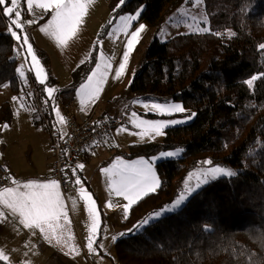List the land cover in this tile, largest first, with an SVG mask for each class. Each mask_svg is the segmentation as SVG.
I'll use <instances>...</instances> for the list:
<instances>
[{
	"label": "trees",
	"instance_id": "16d2710c",
	"mask_svg": "<svg viewBox=\"0 0 264 264\" xmlns=\"http://www.w3.org/2000/svg\"><path fill=\"white\" fill-rule=\"evenodd\" d=\"M118 2H109L110 20L140 7L137 23L158 27L180 0H126L114 13ZM203 7L211 32L175 35L164 42L151 39L131 80L129 91L137 98L180 102L187 110L182 116L196 115L166 128L161 142L131 144L118 152L134 159L184 149L179 159L157 168L161 187L133 207L121 231L172 203L194 161L219 162L238 175L209 183L177 212L117 239L120 264H264V49L259 48L264 43V0H205ZM7 21L0 14V85L11 82L8 88L16 96L18 56L16 42L6 34ZM108 26L102 27L101 38ZM229 32L236 35L229 37ZM35 50L48 70V56ZM94 53L60 90L63 102L72 100L92 69ZM252 75L261 78L250 90L244 81ZM11 120L10 103L2 101L0 125ZM88 157L84 152L80 164Z\"/></svg>",
	"mask_w": 264,
	"mask_h": 264
},
{
	"label": "snow or ice",
	"instance_id": "6c2138e0",
	"mask_svg": "<svg viewBox=\"0 0 264 264\" xmlns=\"http://www.w3.org/2000/svg\"><path fill=\"white\" fill-rule=\"evenodd\" d=\"M185 2H190L192 8H197L204 4L205 0H185ZM26 3L29 14L35 16L33 11V6H35V8L42 11V15L37 16L35 19L24 21L22 20V12L18 10L21 7L22 0H0V14L8 19L6 34H10L16 42V48L14 50L17 56L22 55L24 57V63L15 68V73L18 74L19 81L27 85L28 78L25 74V64L30 63L28 71H34L35 80L44 86L43 91L46 93L45 103L47 104L48 100L52 101V112L55 117L59 118L58 122L63 124L65 123V118L56 106V98L53 95L59 90L57 87L49 86L46 83L48 79L46 70L24 29L26 24H37L50 12V19L39 27V31L52 38L58 48H66L70 41L77 38L84 17L88 12V7L93 3V0H26ZM125 3L126 0H119L113 12L116 13ZM142 11L143 8L138 7L132 14H120L118 17H113L118 22L108 30L107 36L112 37L117 33H123L125 40L123 41L124 50L122 57L113 71L111 58L105 57L103 54L99 55L94 68L82 78V82L75 89V95L79 98L81 111H85L88 105L99 98V94L102 92L103 86L107 82L110 74L115 80H119L127 74V66L130 63L131 55L140 42L142 33L146 30V25L143 23H138L134 30H132L134 22L139 21ZM178 13L181 19L177 21V25L181 23L186 25L190 34H207L211 32L208 26L209 20L206 15L202 18L191 15L183 8L179 9ZM175 19V17L170 18V20ZM108 24L111 25L112 20H109ZM215 34L220 35L219 32ZM235 35V32L228 33L229 37ZM98 43H101L99 34L93 43V50H95L96 44ZM259 48L264 49V43H261ZM90 58L91 52L89 53V57L79 61L77 67L85 64L86 60ZM132 75L134 77L135 73ZM260 78L261 76L252 75L244 83L252 90L254 82ZM131 82L130 79L129 86H131ZM10 83L5 82L0 87L7 88ZM16 99H19V97H13V100ZM132 103L134 105H141L146 112L160 116H172L178 113L183 114L187 111L180 102H161L152 100L151 98H145L143 100H133ZM195 115L196 113H192L183 119L149 120L141 118L137 112L132 111L129 119L133 127L140 129L139 133L134 134L139 135L142 140L145 136L149 140H154L156 137L164 136L166 128L187 123ZM4 128L7 129L8 125L5 124ZM53 129L57 132L60 131L56 128L55 123H53ZM125 130V127L121 126L116 131L119 133ZM65 135L67 133H61L60 138L63 139ZM183 151L184 149L182 148L160 151L158 156H153L149 159L139 158L131 162L117 158L110 166L101 168L100 171L107 177V191L109 196V200L104 205V208H121L123 219L127 220L136 204L148 195L155 194L161 187V181L154 167L155 163L161 159L180 157ZM204 163L210 165L213 162L205 161ZM67 167L66 165L65 168L60 169L61 172H64L62 179L66 184L69 182L72 183L79 199L84 202L89 220L86 246L91 255L97 252V247H102V245L94 247L97 234L101 229L100 211L97 208V201L93 198V194L85 188L82 179L77 175L76 170L83 169L84 165L76 164L71 169V173L66 171ZM236 175H238L236 171L225 166H214L203 169L197 175V181L194 187H186L185 192H182L172 203L149 214L134 225L132 229L121 233L120 237L139 233L144 227L150 226L152 222L162 218L165 214L177 212L194 194L198 193L202 187L209 183L219 178H227L230 181ZM191 176L192 174L190 173L189 180ZM5 179H8V177H5ZM185 183L187 184V181ZM11 184L13 186H0V223L8 220L10 216L13 221L22 225L24 229L32 231L33 234L38 230L45 241L49 243L54 241L57 246L66 248L65 255L73 253L79 255V249L75 245L69 244L72 236L70 234L65 235L71 223L69 220V208L66 202L70 200L74 207L77 200L74 196L62 192L61 182L56 179L21 182L13 178L11 179ZM112 196L122 198L126 203L113 204L111 201ZM118 238L117 236H113V242L115 243ZM6 260H8V257L3 250H0V261Z\"/></svg>",
	"mask_w": 264,
	"mask_h": 264
},
{
	"label": "crops",
	"instance_id": "0c3cea01",
	"mask_svg": "<svg viewBox=\"0 0 264 264\" xmlns=\"http://www.w3.org/2000/svg\"><path fill=\"white\" fill-rule=\"evenodd\" d=\"M94 6L97 7L95 0H93V3L89 5L88 9L90 8L92 10ZM21 7L23 14L22 18H25L27 20L35 19L37 16L42 15V11L40 9L35 8V6H33V11L35 13V16L29 14L27 12L26 0H22ZM50 17H51V13L49 12L47 15L44 16L43 20H40L37 24L30 25L29 38H30V42L33 44L34 50L37 48L46 51V53L48 54L51 60V64L55 67L58 74L61 75L60 77L65 78L66 81L65 85L62 86V88H64L71 82V81L67 82V79H69V77L71 78L72 72H74L77 69V65L79 61L81 59L89 57L90 52L91 54L93 53L94 51L93 43L97 39L98 32L94 28L88 26L84 18L82 27L80 29V32L78 33L77 38L70 41L68 47L58 48L55 44V41L52 38L46 36L44 33H41L39 31V27L45 24L47 20L50 19ZM106 40H108L107 35L103 36L102 38L100 37L101 43L96 44L95 52L97 53H94L95 62L100 54H103V56L107 57L103 43L106 42ZM146 47L142 51L141 54L142 56L143 53L145 52ZM87 61L88 60H86V62ZM94 65L92 68H94ZM18 66H19V62H18ZM138 67L139 64L137 67H135L132 74L136 73ZM132 74L131 76L133 78ZM117 82L118 80H116L115 82L113 81L112 85H116ZM105 85L106 83L104 84V86ZM59 94L60 91L56 97L58 98V100L63 102ZM118 95H119V91L116 89H114L112 93L109 95H107V93L102 90V92L99 94V98L90 105H88L85 111H81L79 98L76 97L75 92L73 94L72 100L75 103L76 111L81 115L89 113L91 109L94 107V105L98 102L99 113L97 112V114L99 116L98 117L99 119L123 115L126 121L125 124H123V126L129 125L133 131H140V129L132 126L129 119L130 113L132 111L137 112L141 118L143 119L146 118V112L142 110H136L134 104L132 103V101L137 97L133 93L128 92V95L126 97L127 99L123 100L122 98L121 100V98H118ZM129 100L131 101L129 102ZM60 112L61 115H63L61 110ZM45 113H46V117H43L42 115L41 117L39 116L40 118L39 124L43 126L44 131H46L47 133V136L44 137L43 135H41V133L36 135L41 137V140L38 142V145L39 144L42 145L45 154L42 153V155L39 157L38 154H35L34 156L31 153L33 155L32 156L30 154L31 158H27L26 155L24 154H22L21 157L9 156L10 157L9 160L7 159V155L5 154L4 159L7 165L3 164V162L1 161L0 164L5 165L9 169L8 186H13L11 184V179L13 178L21 182H27L29 180L46 181L48 179H53L49 177L50 168L53 162L52 139H51V132L54 130L53 123H55L56 128L60 130L59 132L56 131L57 136H60L61 133H66V124L65 123L61 124L58 122L59 118L55 117L54 113L52 112V107L48 103L46 104L45 107ZM33 116L34 114L32 113V117ZM32 136H35V132L32 134ZM121 145H122V138L121 137L119 138L116 134L113 133V135L110 138L107 139L105 138L102 142L100 141V143L96 148L88 151L89 157L86 161L90 160L92 154L97 150L101 151L103 154L109 157L108 160L102 161L101 163L102 168L107 167L108 164L115 162L117 158L124 159L128 162H131L132 160H136L139 158L149 159V157L125 159L124 157L120 156V154H118V152L122 151ZM3 153H5V150L3 151ZM19 160H23V161H19ZM77 170L79 172L80 178L84 180L83 178L85 176L83 170L82 169H77ZM99 182L107 185L106 179L100 178ZM87 184H89V181ZM61 190L62 192L69 194V190L67 189L63 190L62 188ZM98 193L99 192L96 193L97 197H93V198L94 199L96 198L98 202L97 208L100 211L102 224H101V229L97 234L96 244H94V247H97V245H102V247H97V250L100 251V255H99L100 257H97L96 259H94V261H99L100 264H109L106 261L107 259L106 255L103 253H106V251H108V253L111 252L112 254V251H114L115 243L113 242L112 237L117 236L120 238V234L123 233V231H121L120 225L121 223L124 222V219L121 208L118 207L104 208V205L109 200L107 188H105L102 185V194L100 195ZM177 195L178 194H176V198ZM75 198L77 200V203L74 207L70 200L66 202L67 207L69 208V220L70 219L73 220V217L76 215L81 225L79 227L76 226L75 224L73 229L68 227L65 235L67 236L68 234H70L72 236V239L69 241V244L75 245L76 248L79 249V255H76L74 253L70 255H65L64 253L67 251L66 248L57 246L54 241L51 243L45 241L43 237L39 234L38 230H36L35 234H33L32 231L28 229H24L22 225H19L18 223L13 221L12 218L9 216L8 220L0 223V250H3L5 255L8 257V260L0 261V264H11L13 262L15 263L16 261L24 262L25 264H39L41 262V258L48 261L47 264H55L53 260L56 261L59 260L60 262L57 264H82L81 262H85L86 264V261H84L81 257L83 254V250L86 251V253H88L86 243H87L89 220H88L86 208L84 206V202L80 200L79 197H75ZM111 201L113 204L126 203V201H124L122 198H117L115 196L111 197ZM87 260L89 261V264H92L93 259L88 258ZM111 262L112 264H114L112 259Z\"/></svg>",
	"mask_w": 264,
	"mask_h": 264
},
{
	"label": "rangeland",
	"instance_id": "374dc122",
	"mask_svg": "<svg viewBox=\"0 0 264 264\" xmlns=\"http://www.w3.org/2000/svg\"><path fill=\"white\" fill-rule=\"evenodd\" d=\"M95 2H96L97 7L94 6L92 8V10L89 8L86 17H84V18H85L88 26L94 28L99 33L101 28L106 26L108 24V21L111 19V10L109 8L110 0H95ZM181 8L188 11L191 15H196V16L201 17V18L206 15L203 4L198 6L197 8H192L190 2H185V0H180V3L176 2L174 4V7L170 8V10L167 12V14L164 17V20H162V22L160 23V25L158 27H149L146 24H144V25H146V30H145V32L142 33V38H141L140 42L138 43V45L136 46L134 52L131 55L130 63L127 66V74L124 75L121 79H119L116 85H112L113 81L115 82L116 80L112 78L111 74L109 75L108 80L106 82V85L103 86V91H105L107 93V95L111 94L112 91L114 89H116L119 91L118 98H121V100H122V98H123V100L127 99L126 97L128 95V92H130L129 91V81L132 78L131 74H132L133 70L135 69V67H137L139 62L141 61L142 51L144 50V48L146 46H148V43L150 42L151 39L157 38L159 41L164 42V41H167L168 39H170L171 37H173L175 35H182L180 33H183V34L189 33V30H188L186 25H184L182 23L177 25V21L181 19V17L179 16V13H178V10ZM18 10H20L22 12V7H20ZM134 12H132V13H134ZM132 13L122 12L120 14H132ZM119 15H117L116 17H118ZM172 17H175L176 19L170 20V18H172ZM22 20L26 21L27 19L22 18ZM117 22H118L117 19H113L112 24L110 26H108L107 30L114 27L117 24ZM139 23H142V22H139ZM137 25H138V23L134 22L132 30H134V28ZM7 26H8V21H7ZM201 26H203V25H201ZM24 30L29 35L30 25L26 24ZM107 32L104 35H107ZM98 33H97V35H98ZM144 35H145V37H144ZM124 40H125V37H124L123 33H117L116 35H114L112 37L108 36V40H106V42H103L104 48L106 51V56L111 58V62L113 63V71L115 70V67L119 64L120 59L122 57V53L124 50V43H123ZM40 50H42V49H40ZM43 52L46 53V51H44V50H43ZM95 53H97V52H95ZM46 55L48 56L47 53H46ZM17 58H18L19 66L22 63H24V60H23L24 58L22 55L18 56ZM48 58H49V56H48ZM29 61H30V58H29ZM42 64L46 70V74L48 77L46 83L49 86L57 87L58 90L60 91L62 86L65 85V82H66L65 78L60 77L61 75L58 74L55 67L51 64L50 58H49V63H48V70L46 69L43 61H42ZM29 67H30V63L25 64V74H26V77L28 78V84L24 85L21 81H19L20 89H19V93L16 96L11 94L8 87L0 89V103L2 101H9L11 109H12V116H13L11 123L7 124L8 125L7 129L4 128L5 124L0 125V155L3 158L2 159L0 157V161L3 162V164H5V165H7V163L5 162V159H4L5 154L7 155V159L9 160V158L12 156L21 157L22 154H24V155H26L27 158H31L32 154L34 156H35V154H38V156L40 157L42 155V153H44V151H43L44 149L42 148V145L41 144L38 145V142L41 140V137L36 136V135L41 133V135H43L44 137L47 136V133H46V131H44L43 126L39 124V121H40L39 116L41 117V115H42L43 117H46V113H45L46 103L44 102L46 100V93H44V91H43L44 86L40 85L35 80L34 71H31V72L28 71ZM128 67H129V69H128ZM70 81H71V78L69 77V79H67V82H70ZM59 91L57 93H54L53 95L56 98L55 99L56 106L59 108V110L62 111L61 104H60L58 98L56 97L57 94L59 93ZM13 97H19V99L13 100ZM134 100H143V99L135 98ZM130 101L131 100H129V102ZM47 103L50 106L52 105L51 100H48ZM127 103H128V101H127ZM134 106H135L136 110H142V111L146 112V110L141 105L137 104ZM98 110H99V104L96 106V113L97 112L99 113ZM32 113L34 114L33 117H32ZM62 113H63V111H62ZM74 113L79 115L78 112H76V111ZM150 114L153 116H150ZM75 117H76V115H75ZM184 117H186V116H182V114H180V113L172 115V116H160V115L153 114L151 112H146V118H144V119L170 120V119H183ZM79 119H80V116H79ZM190 121H188V122H190ZM183 124H186V123H182L179 125H183ZM179 125H176V126H179ZM119 127H121V126H119ZM119 127H117V128H119ZM124 127L126 130L123 132H119V133L116 131L117 128H115L111 133H109L108 135L103 137L101 142L105 138L106 139L110 138L114 133L119 138L120 137L122 138L121 150L126 151L127 147L131 144H142L145 142L158 143V142H161V140H162L161 136L156 137L154 140H149L148 137L145 136L142 140L139 135L134 134V133H139L140 131H133L129 125H126ZM170 127H175V126H170ZM34 132H35V136H32V134ZM4 150H5V153H3ZM181 156H182V154H181ZM180 157L158 160L154 165L156 172H157V168H160L164 163L171 161V160H177ZM108 158H109L108 156L103 154L101 151L97 150L92 154V157L90 158V160L85 161L84 163H81L84 165V168L82 170H83V173L85 176L83 178L84 180H82V181L84 183L85 188L93 194V197H97V195H96L97 192H99L98 194H100V195L102 194V185L105 188H107V185L100 183L99 180H100V178L106 179V184H107V177L102 174L100 169L102 168V166H101L102 161H106V160H108ZM19 161H23V160H19ZM205 161H211V160L205 159V160H201L199 162L194 161L191 163V165H190L191 168H190V170H188L187 174L184 176V178L182 180V184L177 191L178 195L181 194L182 192H185L186 187H194L195 186L196 181H197V175L203 169L209 168V167H214V166H225L224 164H220L219 162L216 163L213 161H212L213 163L209 165V164H205L204 163ZM111 164H108V165L106 164V165L108 167ZM225 167H227V166H225ZM232 170H234V169H232ZM234 171H236V170H234ZM190 173L192 174V176H191V179L189 180V174ZM88 181H89V184H87ZM186 181H187V184L185 183ZM67 190H69L70 195H72L74 197H78V195L76 193V189H75V187H73L72 183H70L68 185ZM178 195H177V198H178ZM95 200H96V198H95ZM97 204H98V202H97ZM70 222L71 223H70L69 227L72 229L74 228L75 224H76V226H79V227L81 225V223L79 222V219L76 217V215L73 217V220L70 219ZM101 224H102V220H101ZM80 242H82V241H80ZM103 254L106 255V257H107L106 261L109 264H112L111 259L113 260L114 264H120L118 262L115 251H112V254H111V252L108 253V251H106V253H103ZM99 255H100V251H98V250L96 253L91 254V255L89 254V252L86 253V251L83 250V254H82L81 258L84 261H86V264H89V261L87 260L88 258L93 259L92 264H100L99 261H94V259H96L97 257H100ZM53 262L55 264H57L60 261L59 260H57V261L53 260ZM47 263H48V261L41 258V262L39 264H47ZM81 263L85 264V262H81ZM11 264H25V263L20 262V261H16L15 263L13 262Z\"/></svg>",
	"mask_w": 264,
	"mask_h": 264
},
{
	"label": "built area",
	"instance_id": "2783aa9c",
	"mask_svg": "<svg viewBox=\"0 0 264 264\" xmlns=\"http://www.w3.org/2000/svg\"><path fill=\"white\" fill-rule=\"evenodd\" d=\"M59 102L65 118L67 135L61 139L60 136H57L56 131L53 130L51 132L53 162L49 177L60 181L61 188L66 190L71 182L67 184L64 182L62 179L64 172H61L60 169L65 168L67 165L66 171L71 173V169L76 164H80L84 152L96 148L103 137L111 133L115 128L123 126L126 121L123 115L99 119L96 113L98 102L89 113L84 115L74 113L76 108L73 100L66 103L60 100ZM8 174L9 169L5 165L0 164V186L9 185V178L5 179Z\"/></svg>",
	"mask_w": 264,
	"mask_h": 264
}]
</instances>
